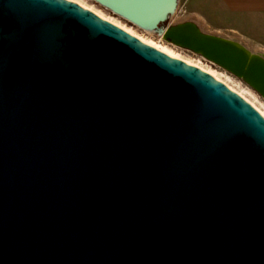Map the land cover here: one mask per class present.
I'll list each match as a JSON object with an SVG mask.
<instances>
[{
	"label": "water",
	"instance_id": "water-1",
	"mask_svg": "<svg viewBox=\"0 0 264 264\" xmlns=\"http://www.w3.org/2000/svg\"><path fill=\"white\" fill-rule=\"evenodd\" d=\"M93 1L264 96L179 0ZM0 264H264V114L74 0H0Z\"/></svg>",
	"mask_w": 264,
	"mask_h": 264
},
{
	"label": "rangeland",
	"instance_id": "rangeland-1",
	"mask_svg": "<svg viewBox=\"0 0 264 264\" xmlns=\"http://www.w3.org/2000/svg\"><path fill=\"white\" fill-rule=\"evenodd\" d=\"M74 1L88 8L90 7L91 10L95 12L97 11L98 13H100L101 16L107 17L111 19L112 21L122 25L123 27L132 31L133 34L136 36H140L147 41L158 43L159 45L167 47L172 52L177 54L179 58L182 57L181 59L184 58V60H188V62H191L192 64L202 66L203 68L215 73L220 79H222L231 88L240 92L252 104L254 103L255 107L256 108L258 107L257 108L258 110L261 109L264 112V96L260 94V92H258L254 87L248 84L245 80H243L241 77L237 76L236 74L217 65L216 63L205 58L199 53L193 52L191 50H188L182 46H179L171 42L165 37L163 33H160L157 31L144 30L142 28H139L138 26L127 21L121 16L113 13L111 10L105 8L104 6L100 5L99 3L93 0H74ZM193 6H194L193 0H179L176 11L170 17L166 27H171V26H176V25H181V24H192V25H195L199 30H201L204 33L217 35L225 39L235 41L241 44V46L245 47L248 51H250L249 48L250 49L258 48L257 47L258 41H259L258 37L254 36L251 38V37L237 36L233 33V31L216 29L214 27L215 24L208 22V21L205 22L200 18L195 13V11L192 9ZM208 23L210 25H208ZM186 29L194 30L193 26L191 25L186 26ZM253 44L254 45L256 44V46H254ZM251 53L264 56V52H261L258 50L252 51Z\"/></svg>",
	"mask_w": 264,
	"mask_h": 264
},
{
	"label": "crops",
	"instance_id": "crops-1",
	"mask_svg": "<svg viewBox=\"0 0 264 264\" xmlns=\"http://www.w3.org/2000/svg\"><path fill=\"white\" fill-rule=\"evenodd\" d=\"M193 5L195 13L203 21L215 24L216 29L258 37V48L249 50L264 52V0H193Z\"/></svg>",
	"mask_w": 264,
	"mask_h": 264
},
{
	"label": "bare ground",
	"instance_id": "bare-ground-1",
	"mask_svg": "<svg viewBox=\"0 0 264 264\" xmlns=\"http://www.w3.org/2000/svg\"><path fill=\"white\" fill-rule=\"evenodd\" d=\"M82 5V4H81ZM84 6V5H83ZM90 8V7H89ZM97 12V11H96ZM98 13V12H97ZM99 15H101L100 13H98ZM104 17V16H103ZM105 18H107V17H105ZM108 20H110V21H112L111 19H109V18H107ZM112 22H114V21H112ZM115 24H117V25H119V26H121L122 28H124V29H126L128 32H132V31H130V30H128L127 28H125V27H123L122 25H120V24H118V23H116V22H114ZM188 32H192V30H187ZM132 34H133V32H132ZM139 38H141V39H143V41L145 40L144 38H142V37H140V36H138ZM147 43H149V44H151V45H153V46H155V47H157V48H159L160 50H163V51H165V52H167V53H169L170 55H172V56H175V57H178L179 58V56L177 55V54H175L174 52H172L170 49H168L167 47H164V46H162V45H159L158 43H154V42H150V41H147V40H145ZM182 58V57H181ZM184 59V58H183ZM185 61H187L188 62V60H185ZM189 63H191V62H189ZM192 64V63H191ZM201 68H203L202 66H200ZM204 70H206V71H208V72H210L211 74H213L214 76H216L217 78H219L215 73H213V72H211V71H209V70H207V69H205V68H203ZM220 79V78H219ZM221 81H223L222 79H220ZM224 82V81H223ZM238 92V91H237ZM238 93H240V92H238ZM241 94V93H240ZM242 95V94H241ZM243 96V95H242ZM245 97V96H244ZM248 100V99H247ZM249 101V100H248ZM250 102V101H249ZM252 104V103H251ZM253 105H254V103H253ZM255 106V105H254ZM258 108V107H257ZM259 111H261L262 112V114H264V112L261 110V109H259Z\"/></svg>",
	"mask_w": 264,
	"mask_h": 264
},
{
	"label": "flooded vegetation",
	"instance_id": "flooded-vegetation-1",
	"mask_svg": "<svg viewBox=\"0 0 264 264\" xmlns=\"http://www.w3.org/2000/svg\"><path fill=\"white\" fill-rule=\"evenodd\" d=\"M189 50V49H188ZM192 51V50H191ZM200 54V53H199ZM202 55V54H201ZM203 56V55H202Z\"/></svg>",
	"mask_w": 264,
	"mask_h": 264
}]
</instances>
